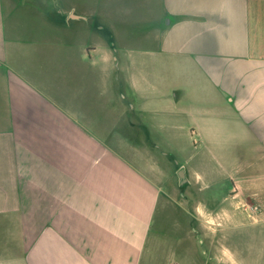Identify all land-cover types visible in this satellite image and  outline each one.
Wrapping results in <instances>:
<instances>
[{
    "label": "crops",
    "instance_id": "1",
    "mask_svg": "<svg viewBox=\"0 0 264 264\" xmlns=\"http://www.w3.org/2000/svg\"><path fill=\"white\" fill-rule=\"evenodd\" d=\"M188 138L264 220V0H0V264H243L153 235L202 176L150 154Z\"/></svg>",
    "mask_w": 264,
    "mask_h": 264
},
{
    "label": "rangeland",
    "instance_id": "2",
    "mask_svg": "<svg viewBox=\"0 0 264 264\" xmlns=\"http://www.w3.org/2000/svg\"><path fill=\"white\" fill-rule=\"evenodd\" d=\"M85 38L78 37L82 40ZM130 38L122 37L124 43L135 44L134 39L131 41ZM76 53L73 48L72 54ZM178 144L180 145L162 149L160 152L154 150L150 154L158 169L167 173L177 166L176 162H179L186 167L190 165L191 169L193 167L202 178L196 181V185L190 188V191L188 187L184 191L183 202L188 207V213L182 216L181 211L167 207L165 197L161 198L153 235L173 242V239L178 237H188V248L192 252L201 251L209 259L217 252L222 253L221 241L227 238L230 242L229 248L241 256V263L264 264V220L256 222L246 214L243 216L237 210V204H233L231 208L232 204L226 197L229 192L226 188H229L230 184L225 185L221 178L223 171L221 159L226 154V149L206 147L198 142L194 144L189 138ZM146 150L141 149L145 154ZM247 159L249 157L244 160ZM246 166L250 167L249 164ZM248 203L250 205L253 202ZM178 222L181 226H178ZM207 224H213L215 227L211 228Z\"/></svg>",
    "mask_w": 264,
    "mask_h": 264
},
{
    "label": "water",
    "instance_id": "3",
    "mask_svg": "<svg viewBox=\"0 0 264 264\" xmlns=\"http://www.w3.org/2000/svg\"><path fill=\"white\" fill-rule=\"evenodd\" d=\"M179 175H180V177H184V175H183V170H180V172H179Z\"/></svg>",
    "mask_w": 264,
    "mask_h": 264
}]
</instances>
